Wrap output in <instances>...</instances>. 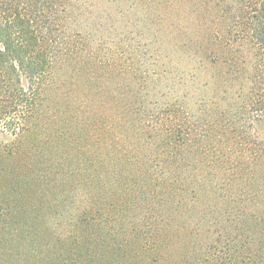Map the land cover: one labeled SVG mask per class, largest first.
Listing matches in <instances>:
<instances>
[{
  "label": "trees",
  "instance_id": "obj_1",
  "mask_svg": "<svg viewBox=\"0 0 264 264\" xmlns=\"http://www.w3.org/2000/svg\"><path fill=\"white\" fill-rule=\"evenodd\" d=\"M176 12L189 27L168 24ZM105 49L130 80L114 93ZM60 67L76 111L118 132L104 178L142 181L85 209L74 242L82 220L100 233L83 262L58 264H264V0H0V78L37 99Z\"/></svg>",
  "mask_w": 264,
  "mask_h": 264
},
{
  "label": "rangeland",
  "instance_id": "obj_2",
  "mask_svg": "<svg viewBox=\"0 0 264 264\" xmlns=\"http://www.w3.org/2000/svg\"><path fill=\"white\" fill-rule=\"evenodd\" d=\"M175 21H181L186 28L190 26L189 18L181 17V12L172 13L168 24ZM101 56L112 63L110 67L104 62L100 71L111 91L126 87L130 80L118 78V54L117 60L105 49ZM60 68L37 99L27 87L23 95L14 82L0 78V264L83 262L88 247L86 238L91 231L99 234L100 230L86 226V219L82 220L77 224L78 233L83 232L85 240L83 237L74 242L76 218L93 204L100 206L105 199L111 201L123 195L121 187L131 193L133 187L128 184L142 181L104 178L103 164L112 161L106 159L102 146L106 142L117 144L118 132H110L108 138L113 142H108L101 125L102 114L88 120L94 115L76 111L73 79L68 78L71 73ZM109 71L114 74L112 78ZM3 76L0 69V77ZM112 97H108L110 117L116 114L115 94ZM103 100V96L94 97L88 105L93 107ZM189 102L197 111V89ZM189 180L182 210L189 212L188 225H194L201 207L194 203L198 196L197 179Z\"/></svg>",
  "mask_w": 264,
  "mask_h": 264
}]
</instances>
